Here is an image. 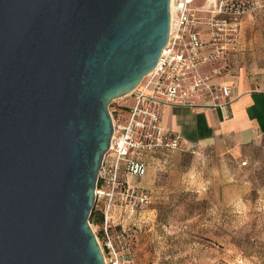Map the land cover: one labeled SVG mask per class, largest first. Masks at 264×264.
<instances>
[{
	"label": "water",
	"instance_id": "obj_1",
	"mask_svg": "<svg viewBox=\"0 0 264 264\" xmlns=\"http://www.w3.org/2000/svg\"><path fill=\"white\" fill-rule=\"evenodd\" d=\"M170 20V0H0V264H105L90 216L109 106Z\"/></svg>",
	"mask_w": 264,
	"mask_h": 264
},
{
	"label": "rangeland",
	"instance_id": "obj_2",
	"mask_svg": "<svg viewBox=\"0 0 264 264\" xmlns=\"http://www.w3.org/2000/svg\"><path fill=\"white\" fill-rule=\"evenodd\" d=\"M131 104L130 96L114 100L112 118L123 121ZM154 162L161 168L155 164L145 218L128 220L136 226L126 229L135 264H264V135L239 152L217 155L193 145ZM144 178L124 177L150 191ZM94 208L102 212L103 201ZM90 224L102 242V224Z\"/></svg>",
	"mask_w": 264,
	"mask_h": 264
},
{
	"label": "built area",
	"instance_id": "obj_3",
	"mask_svg": "<svg viewBox=\"0 0 264 264\" xmlns=\"http://www.w3.org/2000/svg\"><path fill=\"white\" fill-rule=\"evenodd\" d=\"M193 2L170 0L169 39L158 63L129 95L132 104L125 119L112 118L113 135L96 188V199L104 203L102 242L97 239L105 264H135L126 231L111 233L119 226L112 218L114 209L141 212L151 203L147 191L124 177H144L147 155L180 151L186 146L181 133L162 126L165 108L218 109L223 120L231 117V86L212 82L215 73L203 68L236 50L240 20L259 8L258 1L216 0L200 9ZM200 27L205 28L207 38Z\"/></svg>",
	"mask_w": 264,
	"mask_h": 264
},
{
	"label": "crops",
	"instance_id": "obj_4",
	"mask_svg": "<svg viewBox=\"0 0 264 264\" xmlns=\"http://www.w3.org/2000/svg\"><path fill=\"white\" fill-rule=\"evenodd\" d=\"M257 1L259 8L240 20L236 50L203 68L215 73L212 82L231 86V117L223 120L218 109H191L182 106L165 108L162 126L181 133L186 146L201 145L207 151L214 150L217 155H223L252 146L264 135V0ZM215 2L216 0H194V7L200 9ZM199 30L207 38L205 28L200 27ZM220 69L223 71L218 72ZM163 153L158 151L145 157L147 172L144 176V188H150L154 183L157 168L155 164L161 168V164L155 163L154 159ZM152 188L147 192L153 193L155 187ZM144 216L142 212H128L119 207L112 212L115 223H118L120 230L125 231L132 230L129 223L136 226L131 222L134 220L139 223L140 217L145 218ZM130 219L131 222L128 221ZM147 220L146 218L145 221L148 222ZM140 233L136 231L137 235Z\"/></svg>",
	"mask_w": 264,
	"mask_h": 264
},
{
	"label": "trees",
	"instance_id": "obj_5",
	"mask_svg": "<svg viewBox=\"0 0 264 264\" xmlns=\"http://www.w3.org/2000/svg\"><path fill=\"white\" fill-rule=\"evenodd\" d=\"M90 222L92 223H97V224H102L103 223V214L102 212H98L93 209L91 216H90Z\"/></svg>",
	"mask_w": 264,
	"mask_h": 264
}]
</instances>
